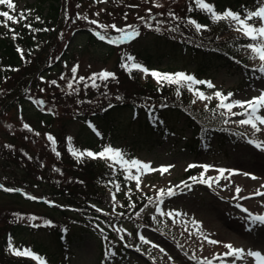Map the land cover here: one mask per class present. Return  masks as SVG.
<instances>
[{
	"label": "rangeland",
	"instance_id": "rangeland-1",
	"mask_svg": "<svg viewBox=\"0 0 264 264\" xmlns=\"http://www.w3.org/2000/svg\"><path fill=\"white\" fill-rule=\"evenodd\" d=\"M36 1L13 0L14 11L9 10L6 5H0V12L9 11L16 16L23 13L29 14L28 17H35L32 11L33 3ZM77 1H61L65 8L64 22L60 24L57 32L58 35L60 34L59 38L52 40L51 48L48 49L46 57L48 63L45 68L43 67L46 71L45 75L41 73L34 75L37 84L24 89L19 102L12 106H0V185L24 194L20 197L13 194L6 195L0 191V233L12 222L24 224L31 229L28 237L8 235L6 247H4L7 251H9V243L20 251L28 249L33 252L34 243H40L52 250L53 245L46 229L59 224V220H65V223L74 220H66L61 214L35 204L34 201L28 199L30 202H27L22 199L31 196L50 201L42 194L44 184L38 183L35 177L27 175L25 170L23 171L22 163L19 164L16 157L7 155L9 150L6 145H13L11 152L26 151L29 155H38L48 165L51 156L47 150V144H55L48 140L49 135L53 139L59 135L67 137V144L71 145V141L74 142L75 150L80 151L81 145L78 144L80 139L75 141L72 138L81 128H87L82 120L89 112L85 109L96 106L106 99L114 98L118 93L146 94L147 90L141 86L144 79L157 87L171 85L166 81L158 83L150 74L146 75L142 71L138 74L137 82L134 75H131L134 73L133 70H126L121 65L129 63L127 56L134 58L132 63H139V59L130 54L131 44L144 35L146 36L141 38L140 42L142 44L148 42L151 39L150 30L166 27L167 21L170 20L167 16L169 13H173L176 18L179 17L186 0H87L90 5L86 4V0L75 4ZM155 3L161 6L155 7ZM261 3L262 0H257L245 9V13L255 10ZM149 9L151 12L148 11ZM141 17L143 20L140 19ZM91 21H96V24ZM147 23L151 24V28L146 26ZM232 23L234 28L231 34L234 37L247 38L242 32H238L234 22ZM250 23L259 25L258 20L250 21ZM112 25L127 31L135 28L139 35L134 39L121 42L116 40L121 33L113 29ZM0 26L12 35L18 23L5 22L4 18L0 17ZM43 32L44 28L41 31L38 30L34 36L33 52L35 54L44 46L39 38H47L42 36L45 35ZM97 32L116 42L100 40L96 35ZM87 38H91V41L88 42ZM140 46L136 44L135 48ZM106 48H111L112 52L108 53ZM240 54L246 58L244 67H240L237 63L211 62L206 72L199 78L195 75V63L187 54L173 52L169 57L164 56L160 60H154L150 71L169 74L182 72L194 76L197 80L212 82L213 88L202 84L192 85L193 89L203 92L206 97L199 99L193 91H190L192 107L218 109L225 116L223 124L233 129L236 135L231 143L222 148L223 152L208 154L206 147L204 149L198 146L196 149L189 147L191 143L187 139L190 137V129L182 125L181 118L178 122L175 120L168 122L167 124L174 128L162 132L159 143L149 147L143 141L144 138L146 139L145 133L138 129L136 123L130 121L128 111L123 112L119 118L122 125L120 137L116 138L107 133L99 138L101 151L104 147L111 146L119 149L124 154L125 160L130 157V159L150 164L152 169L169 168L163 175L159 171H146L140 175L136 169H131V175H140L138 188L137 181L129 179V172L116 162L132 184L134 191L151 195L152 198L146 203V208L142 210L140 216L148 215L152 218V223L136 231L133 224L125 219L119 222L108 219L109 232L112 231L117 237H124L133 242L129 250L121 252L112 251L108 245L111 242L105 238L101 243L100 237L96 236L97 226L85 224V227L95 230L91 229L89 232L82 233L81 225L83 224L76 223L70 227L76 232L77 239L67 264H104L103 256L99 254L100 244L105 247V252L111 251V255L116 259L115 262L119 264H203L206 260H211L212 264H233L232 257L222 255L228 251L224 244L244 249L245 253L258 251L264 256V227H261L259 223L252 224L248 213L242 210L248 209L252 215H264V196L254 195L257 191L264 192V188L261 187L264 185V148L255 146V143H264V125L258 124L261 131L255 132L250 125L239 124V120L247 118L245 108L235 106L229 111L218 107L220 101L215 97L217 91L224 95L231 93V97L225 103H234L251 100L264 91V73L259 71L264 62L254 56L248 47H241ZM117 59L120 60L121 68L116 66ZM55 60H58L56 71L49 69L56 62ZM74 66H78L75 78L72 73ZM101 71L112 73L113 76L105 80L89 79L93 77V74ZM80 77L84 79L80 80ZM7 80L4 84L9 83L10 77ZM53 81L56 82L53 84ZM41 101L42 103H39ZM1 102L0 99V104ZM38 110L40 113L53 115L49 124L39 119L35 113ZM232 113H240V115ZM258 115L264 116V109H261ZM25 124L28 128L24 127ZM88 129L91 130L89 127ZM249 141L255 143H249ZM3 156L17 161L6 166L1 160ZM105 160L113 163L108 158ZM189 165L193 167L189 168ZM205 165L209 166L207 171L202 167ZM218 169L225 170L224 177H221L218 182L209 181L202 184L190 179V177L199 178L201 172H204L205 179L215 178L219 176ZM185 182L191 185V188L186 187ZM236 187L241 189L239 193L235 191ZM169 188L173 190L174 195H161V190L166 193ZM113 196L108 193L111 212L117 208V202L116 199L113 200ZM157 207L161 209V212H157ZM169 212L173 214L171 217L165 215ZM176 213L180 215L177 216ZM193 221L196 223L194 224ZM141 236L148 243H143ZM208 240H216L219 243L211 244ZM215 253L218 255H213ZM235 264H257V261L245 255L242 260L235 261Z\"/></svg>",
	"mask_w": 264,
	"mask_h": 264
},
{
	"label": "trees",
	"instance_id": "trees-1",
	"mask_svg": "<svg viewBox=\"0 0 264 264\" xmlns=\"http://www.w3.org/2000/svg\"><path fill=\"white\" fill-rule=\"evenodd\" d=\"M61 1L37 0L34 2L32 13L35 17H28L29 14H24L27 18L18 23L12 35L0 26V99L2 101L0 106H12L19 102L22 99L21 92L37 84L34 75L39 73L45 75L46 71L43 67L45 68L48 63L46 61L48 49L51 48L52 40L59 38L60 34L58 35L57 32L60 24L64 22L65 8ZM256 1L206 0L214 6L218 13L230 9L240 13L241 16L245 14V9ZM78 3L80 4L81 0L75 4ZM86 4L90 5L87 0ZM190 8L191 11H189ZM167 16L170 17L167 26L159 27V31H156V28L151 29V39L148 42L145 44L140 42L141 38L146 36L144 35L134 40L135 42L130 46V54L138 58L140 64L146 68H153L151 65L154 64L155 59L169 57L173 52L189 55L195 63L197 76L204 74L211 62L237 63L241 67L246 65V58L240 54V51L241 47H247L252 40L240 36L234 37L231 34L233 23L230 20L213 21L208 13L195 6L194 0L185 1L179 17L173 18L169 14ZM37 17L39 19H36ZM189 20H194L197 24L206 27L197 31L196 27L188 22ZM42 28L45 34L42 36L47 38H39L44 46L40 52L35 54L33 39L38 30L41 31ZM220 36L225 37L219 38ZM87 40L90 42L91 38ZM135 43L141 46L135 48ZM106 51L112 52L111 48H106ZM55 61L49 67L54 71L58 70V60ZM119 63L120 60L117 59L116 66L121 68ZM132 70L134 73L131 75H134L138 82V70ZM9 77V83L4 84ZM141 86L147 90L146 94L142 92H131L129 95L118 93L114 98L106 99L96 106L85 109L89 112L82 118L83 123L91 125L92 129L83 127L72 138L75 141L80 139L78 141L81 145L80 151L99 153L102 148L99 138L107 133L116 138L120 137L122 125L119 118L125 111L129 112L130 121L136 123L138 129L145 133L146 139L144 138L143 141L149 147L159 143L160 135L165 129L174 128V126H169L168 122L174 120L178 122L181 118L183 119L182 125L190 129L191 134L187 141L191 143L192 148L199 145L198 147H206L208 153L223 152L222 148L234 139L236 133L233 129L224 126L225 116L218 109L192 107V94L188 91V86L171 84L166 87H157L147 79H144ZM35 113L46 124L53 119V115L49 112H47L49 114H43L38 110ZM66 138L59 135L54 138L55 144H47V150L51 156L48 165L38 155H29L26 151L11 152L13 145H6L9 150L7 155L16 157L18 163H22L23 171L25 170L27 175L35 177L38 183L44 184L42 194L50 199L51 204L37 200L34 201L35 204L61 214L66 220H74L68 223H65V220H59V224L46 229L53 245L52 250L40 243H34L32 248L34 255L42 257L46 264H67L73 244L77 239L76 232L70 227L76 223L83 224L81 225L83 226L81 227L83 228L82 233L93 229L85 227V224L97 226L96 236L100 237L101 243L104 238L107 239L111 242L108 245L112 251L118 252L127 250L123 244H133V242L127 238H124L126 241L121 242L115 233L109 232L108 219H113L115 222L125 219L133 224L135 230L152 223V218L148 215L140 216L142 210L146 208V203L152 198L150 194L134 191L132 184L119 166L104 158H92L86 155L79 159L74 157L71 149L75 150L76 144L71 141V145H68ZM136 144L140 146L138 142ZM2 155L6 154L2 153ZM1 160L6 166L17 161L8 156H3ZM117 186H119V191H117ZM0 191L6 195L22 196L20 191H6V188L1 185ZM108 192L113 193L117 200V208L114 212H111L108 205ZM22 199L30 202L28 199ZM30 231L28 226L12 222L6 230L0 233V264H36L25 256H16L4 250L8 235L28 237ZM99 251L100 253L105 251V247L101 244ZM106 254L108 256L104 261L106 264H111L109 261L114 256L111 255L110 250Z\"/></svg>",
	"mask_w": 264,
	"mask_h": 264
},
{
	"label": "snow or ice",
	"instance_id": "snow-or-ice-1",
	"mask_svg": "<svg viewBox=\"0 0 264 264\" xmlns=\"http://www.w3.org/2000/svg\"><path fill=\"white\" fill-rule=\"evenodd\" d=\"M194 3L198 9L208 13L210 15L211 19H213V21L230 20V21L234 22V24L236 26V30L238 32H242V34L244 36H246L248 39H250L252 41H256V43H254V44L253 43L248 44L247 47L251 50V52L253 53L254 56L258 57V59L261 62H264V0H262V3L258 7H256L255 10L247 11L243 16H241L240 13L234 12L230 9L224 10L222 13H218L215 10L214 6L210 3H207L206 0H194ZM0 5H6L9 10H12V11L15 10V4H14L13 0H0ZM154 6L160 7L161 5L159 3H155ZM191 10L192 9L190 8L189 11H191ZM148 11L151 12L150 9ZM169 15L173 16V18H176L173 13H169ZM0 17H3L5 22H12V23H19L20 21L27 18L23 13H21L19 16H16V15L10 14L9 11L0 12ZM36 19H39V17H37ZM85 19H87V18L85 17ZM140 19L143 20V17H141ZM253 20H258L259 25L257 26V25H254L253 23H250V21H253ZM188 22L190 24H193L196 27L197 31H199L202 27H206V26L197 24L194 20H189ZM91 23L96 24V21H91ZM5 26H7L6 23H5ZM26 26H29V25H26ZM146 26L151 28L150 23H147ZM111 27L113 29H115L117 32L121 33V35L116 38V40H119L121 42H123L125 40L134 39L136 36L139 35L138 30H136L135 28H133L132 31H127L125 29H118V28H116L115 25H112ZM128 27L131 28L132 26H128ZM173 30H175V29H173ZM156 31H159L158 27L156 28ZM96 35L102 41L107 39L109 43H115L116 42V40H113L111 38H106L105 35H102L99 32H97ZM13 38L15 39V35L13 36ZM18 51H19V49H18ZM126 59L129 63H125V64L121 65L126 70L131 71L132 69H136V70L142 71L146 75L150 74L153 78H155L157 80L158 83L166 81L169 84L186 85V86H188L189 91H193L194 94L197 95V97L199 99H205L206 97L204 96L203 92H200L198 90L193 89L192 85H201L202 84V85H206L208 88L214 87L212 82L197 80L192 75H188V74H185L182 72L169 74V73H160L157 71H150L149 69L144 68L142 65H140L138 63H132V61L134 60L133 57L127 56ZM77 67L78 66H74L72 68V73L74 74V78H75V73L77 72ZM259 71L264 73V63H262ZM112 76H113L112 73H109L106 71H101L100 73L93 74V77H90L89 79L94 80L95 78H99L101 80H105V79H108L109 77H112ZM62 79H63V77H62ZM83 79H84L83 77H80V80H83ZM52 83L54 84L55 81H53ZM93 86H95V84H93ZM69 87H71V83H69ZM41 91H43V90H41ZM178 91H179V89H178ZM231 95H232L231 93L224 95L219 91L215 92V97L217 99H219V101H220L218 107L225 108L229 111H231V109L235 106L245 108V114L247 115V118L239 120L238 123L241 125H250L251 128L255 132H260L261 128L258 127V124L264 125V116L258 115V112L261 109H264V91H262L259 96L253 97L251 100H248V101H242V102L236 101L234 103H225V101L228 100L229 97H231ZM207 99H211V97H207ZM39 103H42V101ZM232 114L233 115H240V113H232ZM24 127L28 128V125L25 124ZM93 130H95V129H93ZM97 134H99V133H97ZM47 138L49 141H52L53 143H55L52 136L49 135ZM249 143H255V142L249 141ZM255 146L257 148H264V143H255ZM53 150H55V149H53ZM71 151H72L73 155L76 156L77 158L83 157L86 155V156L92 157V158H97V157L108 158L113 163L119 162L121 164V167L124 168L125 171L129 172L128 178L137 181V187L138 188H139L140 175H143L146 171H159L160 174L163 175L164 173H166L169 170L168 167H162L160 169H152L150 164L138 161L136 159L125 160L124 154L119 149H114L111 146L104 147L103 150L100 151L99 153H94L92 151H78V150H74V149H72ZM57 155H58V153H57ZM191 167H193V165H189V168H191ZM202 167H204L205 171H207L209 168V166H206V165L202 166ZM133 168L136 169L137 173H139L140 175H135V176L131 175V169H133ZM217 171L219 173V176H217L215 178L208 177L207 179H205L204 178V172H201L199 178L190 177V179L193 182L202 183V184L209 183V181L218 182L221 177H224V171L225 170L224 169H218ZM253 178H255V177H253ZM185 186L191 188V185H187L186 182H185ZM209 186H211V185H209ZM177 187H179V186H177ZM261 187L264 188V185H261ZM6 191H12V190L6 189ZM117 191H119V186H117ZM235 191L237 193H239L241 191V189L239 187H236ZM174 194L175 193L173 192V190L171 188H169L166 193H164L163 190H161V195L171 196ZM254 195L264 196V192L257 191L256 193H254ZM30 198L34 199V197H30ZM158 199H159V197H158ZM113 200H115V196H113ZM237 207H240V206L237 205ZM242 210L245 213H248V217H249L252 224H257V223L264 224V215H252L251 213L248 212V209H242ZM97 211H100V209H97ZM157 212L158 213L161 212V209L159 207H157ZM165 215H168L169 217H171L173 214L171 212H169V213H165ZM176 215L178 216L180 214L176 213ZM30 219H35V217H30ZM193 223L195 224L196 222L193 221ZM140 239L143 243H148V241L145 240V238L143 236H141ZM205 239H207V237H205ZM208 243L217 244V243H219V241L208 240ZM224 247L228 251L223 253L222 255L224 257H232L233 258V264H235V261L242 260L245 255H247L248 257L255 258V260L257 261V264H264V256H262L261 253L258 251H247L245 253L244 249L235 248L231 244H224ZM9 251H11L14 255L28 256V257H31V258L39 261V264H45L43 258L35 256L31 250L25 249L23 251H20V250L14 248L11 243H9ZM193 259H195V257H193ZM217 259H220V257H217ZM203 264H212V262H211V260H206L203 262Z\"/></svg>",
	"mask_w": 264,
	"mask_h": 264
},
{
	"label": "bare ground",
	"instance_id": "bare-ground-1",
	"mask_svg": "<svg viewBox=\"0 0 264 264\" xmlns=\"http://www.w3.org/2000/svg\"><path fill=\"white\" fill-rule=\"evenodd\" d=\"M261 242H263V241H261ZM213 255H218V253H215V254H213Z\"/></svg>",
	"mask_w": 264,
	"mask_h": 264
}]
</instances>
